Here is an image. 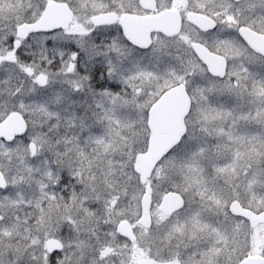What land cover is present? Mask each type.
<instances>
[{"label": "snow or ice", "instance_id": "1", "mask_svg": "<svg viewBox=\"0 0 264 264\" xmlns=\"http://www.w3.org/2000/svg\"><path fill=\"white\" fill-rule=\"evenodd\" d=\"M0 264H264V0H0Z\"/></svg>", "mask_w": 264, "mask_h": 264}]
</instances>
